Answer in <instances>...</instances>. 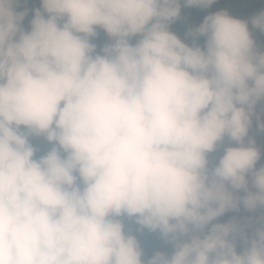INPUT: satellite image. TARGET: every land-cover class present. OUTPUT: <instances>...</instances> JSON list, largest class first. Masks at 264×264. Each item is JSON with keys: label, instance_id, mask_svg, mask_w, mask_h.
<instances>
[{"label": "clouds", "instance_id": "9594fccd", "mask_svg": "<svg viewBox=\"0 0 264 264\" xmlns=\"http://www.w3.org/2000/svg\"><path fill=\"white\" fill-rule=\"evenodd\" d=\"M214 2L0 0V264H264V10L172 30Z\"/></svg>", "mask_w": 264, "mask_h": 264}, {"label": "trees", "instance_id": "16d2710c", "mask_svg": "<svg viewBox=\"0 0 264 264\" xmlns=\"http://www.w3.org/2000/svg\"><path fill=\"white\" fill-rule=\"evenodd\" d=\"M39 6V0H29V3L27 4V7L29 9ZM221 9L227 10L230 14L234 16L240 18H248L256 12L264 10V0H215V2L207 8H203L200 6L185 7L182 4L181 16L171 25V28L181 38H185L187 30L191 27H195L196 25H198L203 20V17L205 15H207L209 12ZM31 15L32 13L30 11L29 16L24 22L25 27H27V20L31 18ZM253 36L256 39L257 45L260 47V49L264 50V34L260 33L259 30L254 29ZM106 39L107 37L101 31L99 36L96 38L95 42L99 45L103 43ZM200 42L203 43V38L200 39ZM261 118L264 119V114H262ZM253 134L255 136L257 145L261 148L262 160H264V133H259L258 131H256L255 121L253 125ZM35 143L40 147L41 151L45 150L48 147L46 142L35 141ZM230 217H232V215L227 212L219 219L223 222L228 220ZM126 226H131L133 227V229L135 228V225L129 224ZM137 235L141 241V245L144 248L146 254H151L157 249H164L166 247L163 241L158 238L156 233L149 232L147 229H145L142 233H137Z\"/></svg>", "mask_w": 264, "mask_h": 264}, {"label": "rangeland", "instance_id": "374dc122", "mask_svg": "<svg viewBox=\"0 0 264 264\" xmlns=\"http://www.w3.org/2000/svg\"><path fill=\"white\" fill-rule=\"evenodd\" d=\"M36 141H41V142H44L43 140H36ZM229 213L232 215V216H236L238 219H243V218H246L248 216H252V217H256L259 215V213H252V212H247V211H244V210H241L239 212H232V211H229Z\"/></svg>", "mask_w": 264, "mask_h": 264}]
</instances>
